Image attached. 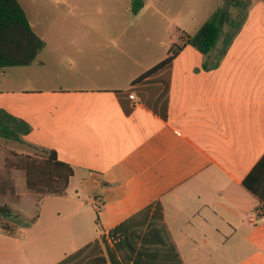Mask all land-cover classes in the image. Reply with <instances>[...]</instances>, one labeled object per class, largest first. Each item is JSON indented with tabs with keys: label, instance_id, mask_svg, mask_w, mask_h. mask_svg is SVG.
Wrapping results in <instances>:
<instances>
[{
	"label": "crops",
	"instance_id": "obj_1",
	"mask_svg": "<svg viewBox=\"0 0 264 264\" xmlns=\"http://www.w3.org/2000/svg\"><path fill=\"white\" fill-rule=\"evenodd\" d=\"M29 22L45 46L14 67L23 73L0 70V108L73 175L28 227L0 228V252H11L0 264H264V0H250L217 68L185 45L167 92L168 69L132 85L159 62L119 49L90 64L97 51L74 52L70 19ZM147 85L161 87L162 108L140 95ZM17 171L19 200L32 193H18Z\"/></svg>",
	"mask_w": 264,
	"mask_h": 264
},
{
	"label": "rangeland",
	"instance_id": "obj_2",
	"mask_svg": "<svg viewBox=\"0 0 264 264\" xmlns=\"http://www.w3.org/2000/svg\"><path fill=\"white\" fill-rule=\"evenodd\" d=\"M20 2L29 20L70 19L71 25L64 27L70 34L69 40L77 42L74 52L79 51V48L97 51L95 58L87 62L94 65L105 64L110 50L128 49L133 55L142 54L143 60L147 58V63L151 67L169 53L173 46L169 43L170 38L176 45L181 44L182 37L193 35L206 17L220 5L229 13L230 20L239 19L238 12L232 8V0H144V7L137 15L130 11L131 0H20ZM230 30L229 24L223 28V32ZM92 34L99 37H88ZM221 46L222 40L217 42L216 49ZM4 70L8 77L23 73L21 70L16 71L14 67ZM24 72L27 75V71ZM1 74L2 71L0 76ZM151 88L149 85L142 86L139 89L140 95L150 100L154 108H162L164 92L162 89L155 91ZM4 150L8 154H4ZM13 153L22 157L47 155V151L40 147L0 137V165L3 164L1 156L18 161L19 158L14 157ZM13 174L12 172L11 175L4 176L12 179ZM16 178L18 193L26 191L24 171H17ZM3 205L10 208L12 217L17 218L5 219L4 223L14 226L19 222H31L36 212V197L32 194L18 200L12 195L2 196L0 206ZM2 255H11V252H0V256Z\"/></svg>",
	"mask_w": 264,
	"mask_h": 264
},
{
	"label": "trees",
	"instance_id": "obj_3",
	"mask_svg": "<svg viewBox=\"0 0 264 264\" xmlns=\"http://www.w3.org/2000/svg\"><path fill=\"white\" fill-rule=\"evenodd\" d=\"M250 0H232V8L238 13V20H230V15L223 7L216 9L193 35H184L179 45H173L164 60L142 73L132 85L168 69L164 74L165 92L170 81V66L174 57L185 45H191L203 56V69L217 68L226 55L232 41L242 28L246 18ZM144 7V0H132L131 13L137 15ZM229 24L230 31L223 32V28ZM222 40V46L217 50L216 44ZM44 41L34 32L27 18L26 12L19 0H0V70L7 67H21L31 65L43 50ZM160 86H154L153 90H160ZM32 127L26 121L13 116L7 110L0 108V137L7 140L34 146L25 141ZM36 147V146H34ZM47 151L46 156H24L13 153L19 160L6 158L3 169L0 172V197L16 195L14 181L4 175H11L12 171L22 170L25 173L26 187L36 197V212L33 220L39 215V208L43 197L47 195L63 196L66 194L69 178L73 170L67 164L59 161L56 153ZM5 219H17L12 217V211L7 206H0V228L14 235L18 228L28 227L31 222H19L11 226L4 223Z\"/></svg>",
	"mask_w": 264,
	"mask_h": 264
},
{
	"label": "built area",
	"instance_id": "obj_4",
	"mask_svg": "<svg viewBox=\"0 0 264 264\" xmlns=\"http://www.w3.org/2000/svg\"><path fill=\"white\" fill-rule=\"evenodd\" d=\"M128 97L133 102L134 106H136L140 103V100H139L136 92H134V91L131 92Z\"/></svg>",
	"mask_w": 264,
	"mask_h": 264
}]
</instances>
